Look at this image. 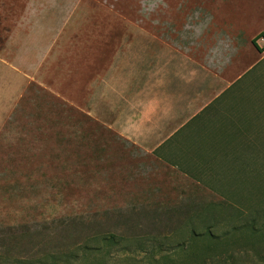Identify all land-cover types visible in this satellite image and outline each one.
Listing matches in <instances>:
<instances>
[{"label":"rangeland","instance_id":"374dc122","mask_svg":"<svg viewBox=\"0 0 264 264\" xmlns=\"http://www.w3.org/2000/svg\"><path fill=\"white\" fill-rule=\"evenodd\" d=\"M219 11V0H0V264H264V62L215 106L236 108L249 135L220 162L194 141L216 126L212 110L164 160L111 128L108 96L137 92L144 69L153 84L156 46H192L196 102L247 72L246 46L231 55L247 65L218 64Z\"/></svg>","mask_w":264,"mask_h":264},{"label":"crops","instance_id":"0c3cea01","mask_svg":"<svg viewBox=\"0 0 264 264\" xmlns=\"http://www.w3.org/2000/svg\"><path fill=\"white\" fill-rule=\"evenodd\" d=\"M219 4L220 36L224 38L215 47L218 50V64H234L237 67L242 66L243 60V65H247L246 59L239 55L233 59L231 55L232 51H240L241 46H246L255 53V60L248 70L260 66L264 62V0H219ZM231 29L235 30L234 37L230 35ZM46 48V52H52L50 44ZM55 57L59 62L63 58L60 49ZM130 59L129 52L123 53L115 60L113 67L119 63L124 66ZM207 59L210 60L209 55ZM147 62L155 66L153 84L147 81L144 69L137 92L108 96V103L117 111L111 128L146 152L168 159L177 150L178 143L195 129L196 123H192L195 117L211 102L203 104L202 97L196 102L192 46H156L154 55L145 58V65ZM25 63L29 70L28 58L25 62L23 60ZM30 66L33 69V65ZM113 67L108 72L109 76L114 72ZM140 67H143V62H140ZM1 74L8 72L2 71ZM107 80L108 90L113 91L114 76ZM198 105L201 107L196 109Z\"/></svg>","mask_w":264,"mask_h":264},{"label":"trees","instance_id":"16d2710c","mask_svg":"<svg viewBox=\"0 0 264 264\" xmlns=\"http://www.w3.org/2000/svg\"><path fill=\"white\" fill-rule=\"evenodd\" d=\"M251 70L252 69L248 70L244 75H242V77H240L238 80L233 82L219 97H217L214 101H212L198 116H196L192 122V123L197 124V122L202 120L203 117H205V115L211 112V110L212 112H214L216 126H212V127L204 126V127H201V129H199L200 128L199 127L198 128L199 131L196 133V138L194 137L196 152L200 153V156L203 157L204 161L208 160L206 161L208 164L213 163V162L214 163L220 162V160L218 159L220 155L219 153L223 152L225 154V150L227 146H231L233 141L244 140L245 138L249 137L247 130L245 128V118L236 111L237 110L236 108L233 109V107H228V108H225V110H223L222 112L221 109L215 108V106L217 104H220L222 99L225 98L229 93L236 92L243 84L244 82L243 78L247 77L246 76L248 75L247 73L250 72ZM212 124H213V121H212ZM254 147L256 146L249 147L248 149H245V150H244V147H242L241 148L242 152L241 150L239 151L238 158H236V162L237 161L242 162V160L244 159V163H245V158L244 157L242 158V154L243 156H246L247 155L246 153H250L249 151H252ZM233 149L235 153L236 151L235 146L233 147ZM254 153L264 156V149L255 148ZM197 161L198 159L194 160V162H197ZM225 166H224L225 172L222 174V176L226 178V167ZM217 167H220V166H216V168ZM228 167L232 168V166L230 165ZM244 167H245V164H244ZM252 171H253L252 168H250L249 166L245 168L244 170V172H252ZM219 177L221 176L219 175ZM107 239L108 238H105L104 243L106 246H109L111 242L109 239L108 240Z\"/></svg>","mask_w":264,"mask_h":264}]
</instances>
